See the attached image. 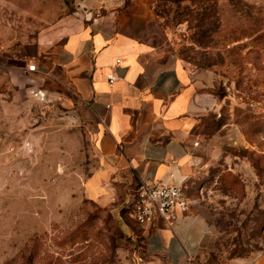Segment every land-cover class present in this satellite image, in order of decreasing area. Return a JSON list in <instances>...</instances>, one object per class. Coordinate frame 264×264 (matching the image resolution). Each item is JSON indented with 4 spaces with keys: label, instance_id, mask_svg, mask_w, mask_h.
Instances as JSON below:
<instances>
[{
    "label": "rangeland",
    "instance_id": "1",
    "mask_svg": "<svg viewBox=\"0 0 264 264\" xmlns=\"http://www.w3.org/2000/svg\"><path fill=\"white\" fill-rule=\"evenodd\" d=\"M85 11L82 0H0V264L149 259L128 209L117 218L82 197L88 155L49 161L47 131L75 115L67 105L53 110L29 86L35 77L18 74L60 47L57 24L74 28ZM153 11L174 56L207 75L201 90L215 105L199 133L227 153L183 191L208 209L211 235L198 260L264 257V0H155Z\"/></svg>",
    "mask_w": 264,
    "mask_h": 264
},
{
    "label": "crops",
    "instance_id": "2",
    "mask_svg": "<svg viewBox=\"0 0 264 264\" xmlns=\"http://www.w3.org/2000/svg\"><path fill=\"white\" fill-rule=\"evenodd\" d=\"M154 3L82 0L86 20L63 30L57 24L60 47L38 60L35 73L18 72L35 77L29 86L53 110L67 105L75 115L68 128L47 131L49 161L88 155L81 195L117 218L130 210L139 187L161 183L184 191L202 170L226 163L225 142L203 140L199 133L200 116L210 102L211 109L215 105L201 90L207 75L174 56ZM110 73L118 78L112 86ZM207 210L189 200L172 229L160 220L139 227L149 258L144 264H200L211 235ZM219 264H264V257Z\"/></svg>",
    "mask_w": 264,
    "mask_h": 264
},
{
    "label": "built area",
    "instance_id": "3",
    "mask_svg": "<svg viewBox=\"0 0 264 264\" xmlns=\"http://www.w3.org/2000/svg\"><path fill=\"white\" fill-rule=\"evenodd\" d=\"M119 63L120 60L117 59L115 68ZM26 71L35 73V64L28 65ZM106 79L110 86L118 80L113 73L107 75ZM188 207L189 200L180 187L161 183L153 186L143 185L138 188L130 205L129 217L141 228L150 227L156 220H160L165 228L172 229L179 217L188 211Z\"/></svg>",
    "mask_w": 264,
    "mask_h": 264
},
{
    "label": "trees",
    "instance_id": "4",
    "mask_svg": "<svg viewBox=\"0 0 264 264\" xmlns=\"http://www.w3.org/2000/svg\"><path fill=\"white\" fill-rule=\"evenodd\" d=\"M163 1V0H162ZM157 16V15H156ZM157 18H158V16H157Z\"/></svg>",
    "mask_w": 264,
    "mask_h": 264
}]
</instances>
